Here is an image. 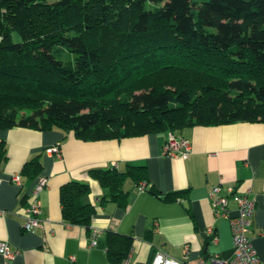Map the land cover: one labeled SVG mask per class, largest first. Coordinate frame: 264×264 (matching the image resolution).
I'll return each mask as SVG.
<instances>
[{
	"label": "trees",
	"instance_id": "obj_1",
	"mask_svg": "<svg viewBox=\"0 0 264 264\" xmlns=\"http://www.w3.org/2000/svg\"><path fill=\"white\" fill-rule=\"evenodd\" d=\"M134 80L151 84L135 92ZM240 121L264 122V0H0L1 129L95 141ZM41 169L37 155L22 173ZM91 173L109 191L101 204L126 208L129 178L167 200L181 193H161L146 164ZM90 192L60 187L66 221L90 228ZM105 234L110 264H121L133 237Z\"/></svg>",
	"mask_w": 264,
	"mask_h": 264
},
{
	"label": "crops",
	"instance_id": "obj_2",
	"mask_svg": "<svg viewBox=\"0 0 264 264\" xmlns=\"http://www.w3.org/2000/svg\"><path fill=\"white\" fill-rule=\"evenodd\" d=\"M171 131L152 132L120 139L85 141L61 128H0V142L7 158L0 162V241H8L20 253L12 264H110L104 245L106 230L131 235L133 244L129 264H152L158 249L180 259L183 264H198L201 257L218 254L228 259L234 252L230 222L217 217L210 202L213 187L222 194L234 186L240 193L250 190L256 201L253 225L248 233L264 264V122H232L220 125H195L180 133L192 143L188 157L164 153ZM58 147L60 155L51 149ZM40 155L41 171L33 178L22 173L24 164ZM146 164L149 183L161 193L181 191L176 200H167L142 190L129 178V204L101 198L108 194L91 171L128 164ZM20 174L21 183L13 181ZM47 186L38 195L41 228L22 227L25 208L41 178ZM71 180L87 183L91 192L86 202L95 206L90 228L71 224L63 218L60 187ZM231 214L236 203L230 201ZM213 227L217 240L207 233ZM93 228L103 230L98 244L92 245ZM123 261L121 264H123ZM5 259L0 255V264Z\"/></svg>",
	"mask_w": 264,
	"mask_h": 264
},
{
	"label": "built area",
	"instance_id": "obj_3",
	"mask_svg": "<svg viewBox=\"0 0 264 264\" xmlns=\"http://www.w3.org/2000/svg\"><path fill=\"white\" fill-rule=\"evenodd\" d=\"M164 153L170 156L180 154L183 158L190 155L192 143L189 139L183 137L180 133L170 132L168 140L164 145ZM52 152L60 155V149L54 147ZM13 181L21 183L20 174L13 176ZM48 179L41 178L31 193V202L25 208L23 214L22 227L28 231H35L42 227L43 221L40 218V203L38 195L47 186ZM145 183L141 184L140 189L144 190ZM210 202L217 217L226 218L230 222L233 237L234 252L228 259L221 258L218 254L210 257H201L198 264H261L262 260L256 248L254 247L248 233L253 225L256 201L252 197L250 190L239 192L234 186L228 189V194L221 192L220 186H215L210 192ZM230 201L236 203V213L231 214L229 208ZM103 230L93 228L91 232L92 245L98 244V238ZM211 241L217 240V235L213 227L207 231ZM20 253L14 251L8 241H0V255L5 259L4 264H12V260ZM129 258L123 261V264H129ZM152 264H183V261L167 254L163 249H158Z\"/></svg>",
	"mask_w": 264,
	"mask_h": 264
},
{
	"label": "rangeland",
	"instance_id": "obj_4",
	"mask_svg": "<svg viewBox=\"0 0 264 264\" xmlns=\"http://www.w3.org/2000/svg\"><path fill=\"white\" fill-rule=\"evenodd\" d=\"M47 1H49V2H54V1H56V0H47ZM14 40H15V41H19V40H20V36H19L18 33H15V34H14ZM140 81H141V80H134V81L132 82V83L137 84V85L140 86V87L138 88V90H136L135 92L140 91L141 88L144 89L145 87H141L142 85H150V84H151V83L146 84L145 82H143V83L141 84ZM170 87H171V86H170ZM119 94H120V93H119ZM122 97H125V96L122 95V94H120V95H119V99L122 98Z\"/></svg>",
	"mask_w": 264,
	"mask_h": 264
}]
</instances>
